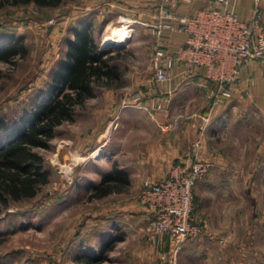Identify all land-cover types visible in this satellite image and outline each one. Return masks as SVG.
<instances>
[{
	"label": "rangeland",
	"instance_id": "1",
	"mask_svg": "<svg viewBox=\"0 0 264 264\" xmlns=\"http://www.w3.org/2000/svg\"><path fill=\"white\" fill-rule=\"evenodd\" d=\"M146 3L0 0V48L13 40L25 45L24 54L0 59V119L9 131L67 89L55 77L78 32L89 31L113 54L118 72L101 76L50 147L37 148L49 181L0 213V264H80L82 254L102 257L99 264H264V110L239 107L214 132L206 94L149 95L155 38L143 24ZM112 32L127 36L106 40ZM165 153L176 155L172 168L211 163L193 187L192 217L203 230L178 250L148 230L151 214L141 201L146 175L164 167ZM115 168L128 181L91 197Z\"/></svg>",
	"mask_w": 264,
	"mask_h": 264
},
{
	"label": "built area",
	"instance_id": "2",
	"mask_svg": "<svg viewBox=\"0 0 264 264\" xmlns=\"http://www.w3.org/2000/svg\"><path fill=\"white\" fill-rule=\"evenodd\" d=\"M148 1L151 10L143 24L155 38V82L173 78L178 66L188 83L200 74L197 86L212 105H223L233 96L242 68L253 60L264 61V0H254L248 19L239 16L231 0H209L189 14L180 7L194 0ZM166 31L183 33L185 39L168 45ZM161 105L157 103V107ZM210 166L201 159L191 165L179 163L163 178L143 182L141 201L151 214L148 230L155 236H167L174 250L203 230L192 217L193 187Z\"/></svg>",
	"mask_w": 264,
	"mask_h": 264
},
{
	"label": "trees",
	"instance_id": "3",
	"mask_svg": "<svg viewBox=\"0 0 264 264\" xmlns=\"http://www.w3.org/2000/svg\"><path fill=\"white\" fill-rule=\"evenodd\" d=\"M14 1L57 7L65 0ZM24 51L25 45L13 40L0 48V59L10 61ZM113 57L106 48L99 47L89 31L78 32L75 40L69 43L65 62L55 77L57 84L61 83L67 89L50 102L47 99L41 101L33 112L10 126V131L7 129L9 124L0 119V213L12 202L34 198L48 183L49 171L45 169L44 158L37 148L50 147L57 127L74 118L78 105L93 94L94 83L101 76L111 78L114 74L118 75L117 65L111 63ZM55 86L52 87V94ZM124 181H128L124 171L115 168L102 178L90 196H104ZM78 258L80 264H99L103 259L92 254H82Z\"/></svg>",
	"mask_w": 264,
	"mask_h": 264
},
{
	"label": "crops",
	"instance_id": "4",
	"mask_svg": "<svg viewBox=\"0 0 264 264\" xmlns=\"http://www.w3.org/2000/svg\"><path fill=\"white\" fill-rule=\"evenodd\" d=\"M209 0H194L191 4H183L180 11L184 14H189L193 10L205 5ZM148 3H150L148 1ZM233 9L239 14L242 19H248L252 13L254 0H231ZM151 4H144L142 10L145 18L149 16ZM263 23H264V6H263ZM166 42L168 45H174L182 42L185 39V34L180 32H165ZM180 67L174 69L175 76L170 80L163 83L151 82L147 86L149 95L159 94L165 96L163 100L171 98L173 90L176 91L175 95L185 98H192L200 100L205 93L197 89L196 81L199 79L200 74H197L195 79L188 83V78L180 74ZM204 92V91H203ZM208 115L212 119L214 132L218 130L228 121V117L235 114L239 107H247L254 105L256 108L264 110V61L253 60L244 66L241 70L240 77L233 86V96L225 100L223 105H212L209 100ZM243 104V105H242ZM212 126V125H211ZM160 155V154H159ZM161 154L160 157L164 159V167H159L157 172H150L147 178L161 179L166 176L172 169L170 163L175 159V153L170 156L169 153ZM182 162V161H181ZM167 241V238H166Z\"/></svg>",
	"mask_w": 264,
	"mask_h": 264
},
{
	"label": "bare ground",
	"instance_id": "5",
	"mask_svg": "<svg viewBox=\"0 0 264 264\" xmlns=\"http://www.w3.org/2000/svg\"><path fill=\"white\" fill-rule=\"evenodd\" d=\"M121 34H122V32H120L118 34L116 32H112L111 34H109L106 37V40L118 41V40H122L123 38H125V36H127V35H121ZM97 154H99L98 150L95 152L94 155H97Z\"/></svg>",
	"mask_w": 264,
	"mask_h": 264
}]
</instances>
